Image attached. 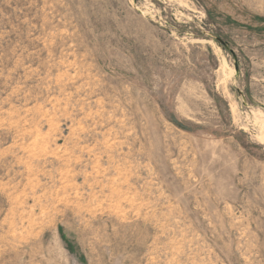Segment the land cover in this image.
<instances>
[{
	"label": "rangeland",
	"instance_id": "1",
	"mask_svg": "<svg viewBox=\"0 0 264 264\" xmlns=\"http://www.w3.org/2000/svg\"><path fill=\"white\" fill-rule=\"evenodd\" d=\"M0 264H264V0H0Z\"/></svg>",
	"mask_w": 264,
	"mask_h": 264
},
{
	"label": "water",
	"instance_id": "2",
	"mask_svg": "<svg viewBox=\"0 0 264 264\" xmlns=\"http://www.w3.org/2000/svg\"><path fill=\"white\" fill-rule=\"evenodd\" d=\"M217 40V42L220 44V45H222L224 48H226V47H228V44L226 43V42H224L223 40H221V39H216ZM230 52H231V54L233 55V57H234V59H235V56H234V53H233V51L232 50H230ZM235 71L237 72L238 71V67H237V64H235Z\"/></svg>",
	"mask_w": 264,
	"mask_h": 264
}]
</instances>
